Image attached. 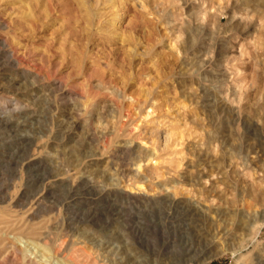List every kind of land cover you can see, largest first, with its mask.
Here are the masks:
<instances>
[{"label":"rangeland","instance_id":"1","mask_svg":"<svg viewBox=\"0 0 264 264\" xmlns=\"http://www.w3.org/2000/svg\"><path fill=\"white\" fill-rule=\"evenodd\" d=\"M4 40L20 63L0 59V224L35 206L40 155L98 186L68 208L65 190L44 196L33 232L9 235L21 264H39L40 245L51 247L67 231L73 250H90L98 264L103 251L89 239L110 230L113 209L121 218L113 230L118 257L133 255L116 264H257L264 255V0H0V51ZM17 102L33 113L26 125L25 114L13 111ZM134 158L143 160L140 169ZM122 168L134 179H124ZM104 187L151 199L176 195L198 203L208 221L181 233L158 207L117 196L112 209L99 200ZM34 230L36 237L48 230L50 239L38 243ZM6 253L0 244V258Z\"/></svg>","mask_w":264,"mask_h":264},{"label":"bare ground","instance_id":"2","mask_svg":"<svg viewBox=\"0 0 264 264\" xmlns=\"http://www.w3.org/2000/svg\"><path fill=\"white\" fill-rule=\"evenodd\" d=\"M3 25L4 24L2 22L1 26H3ZM4 41L2 43V50L0 51V59H3L6 64H18V63H20V61L15 56V52H10L9 45L7 44L6 40H4ZM13 107H14L13 111H19L22 114L23 113L25 114V116H26L25 117L26 120L24 122L25 125L33 117V113L29 109L28 104L26 105V104H23V102H17L14 104ZM8 123L10 124V126L11 125L14 126L15 124L17 126L21 125L20 124L21 122H15L13 120H10ZM77 154H79V153H77ZM55 158H57V156H55ZM207 159H208V157L206 158V161H207ZM45 160H44V156L41 157V155H40V157L36 158V164L38 165V168H40V169L43 168L44 174H43V172H42V174L44 176L37 178L36 182L39 183L42 187V189L40 191L41 195L38 198H36V202L34 203L35 206L31 208V212L29 214L27 213V215L24 217L22 215L21 219L19 216H17V217H19V220H16L17 219L16 218L15 221L11 222V220H10L11 223L8 221L9 223H5L4 225L2 223H1L2 225L0 224L1 225L0 231H2V234L0 235V244H3L4 249L7 251V253L4 255V257L2 259L0 258V260H3V261L5 260V261L9 262L10 264H21V257L19 256L20 255L19 249L15 245L14 241L10 240L9 235L13 234L15 239L16 238L18 239L23 235L25 230H30L33 232L34 228L30 227V225L32 224L31 221H33L37 217V215H38L37 212L43 207V201H44L45 195L51 194L54 190H57V191H58V189L65 190L67 193V200L63 204V206L68 208L70 205H72L73 203H75L77 201L76 196L79 194V192L81 193L82 191H91V190H95L98 188V186L94 184L93 180L87 176L88 174L87 175H85V173L81 174V172H77V171H75V169H71L70 166H67V165H60V164H56V163L54 165H47L46 163H44ZM146 160L148 162H151V161L155 160V158L151 155H148V156H146ZM32 161L33 160H31L28 163V166H30L31 163H34ZM142 161L143 160L141 158H134V162H135L134 164H138L139 169L141 168L140 163ZM129 165H130V163H129ZM28 166H27V168H28ZM204 173H205V170L203 171V173H197V175L193 179L190 178L189 181L196 182V180L202 179ZM120 175L126 180H127V178L128 179L131 178V180H132L135 177L131 168H122L120 170ZM129 181H130V179H129ZM134 185H136V184H134ZM141 189H142V187L140 186V188L138 190H141ZM98 196L100 198L99 200H102V201L105 200V202L108 204V206H110V207L112 206L111 207L112 209H113L114 198L117 196L124 197L126 200L127 199H129V200L134 199L136 201H139L141 203L146 204V206H148V208L150 206H155L154 208L158 207L159 209H161L164 212V220H165V223L168 226V228H171V229L178 231V232H181V233H183L184 231H189L191 228L197 227L200 223H201V225L205 224L208 221L207 212L198 203L193 202V201L179 199L176 197V195L173 196L171 194H166V195L164 194L160 197L151 199V198H148V196L147 197L146 196H133L129 193H125V192L118 190L117 187H109V188L104 187V188H101V190L98 192ZM111 203H112V205H109ZM15 206H17V205L15 204ZM35 210H36V216L33 217L34 215L32 213H34ZM113 211L114 212H113L112 216L110 218H108V221H107V225H108L107 228L110 230L105 232L104 234H102L100 236H96L92 239H89V242L92 244V246L95 247V249H98L97 250V252L99 251L98 254L103 251L102 253L99 254L100 256L98 255L101 260L99 259L100 262L98 260L97 261L100 264L125 263L124 259L126 260V258H128V256H129L128 260H131L130 257L133 256V255H126L122 259L118 257V256H120V254H121L120 250H122V249L119 250V247L115 243L119 237L116 235V233L113 230L116 229L115 226L118 225L117 221L120 220L121 218L119 217L120 214L117 213L116 210L113 209ZM220 214L221 213L219 212L218 215L220 216ZM29 223H31V224H29ZM68 224L70 226V223H68ZM73 224H74V222H73ZM195 224H197V225H195ZM208 224H209V222H208ZM211 224H212V222H211ZM32 226L36 227L34 224ZM45 226H43V227H45ZM135 229L136 228H133V232L135 233V235L139 236V234H140L139 229L138 230L137 229L135 230ZM47 231L39 233L38 237H36V231L34 230V233H32V236H34V237H31V239H33L35 241L37 240L38 243L45 241L47 239H50V237H49L50 234L47 233ZM4 235H5V237H3ZM218 235H220V234H218ZM222 236L227 237L228 246L230 248H234V242L233 241L235 240V237L232 236V234L231 235L229 234V230H226V228H224ZM69 237H70L69 231H67L66 234L59 236L55 240H52L51 241V247H47V246L44 247V245L41 244L40 246H42V248L39 249L41 252V255H40L41 259L38 261V263L39 264H60V263H54V261L52 260L53 257L57 256V257H62V260H64L67 264H92L93 263V259H92L93 253H90L91 252L90 250L85 251L86 249L84 248V249H81L79 251V252L82 251V254H83L82 257L76 255V254H79L78 251L73 250V248L76 247V244L73 242H70ZM78 246H79V244H78ZM124 252L125 251H123V253ZM22 256L24 258H26L27 250H24V252H22ZM78 257H80V259L82 258L83 261L78 260ZM96 258L94 260H96ZM254 260H256L257 264H264V255L263 256L262 255L256 256L254 258ZM26 264H36V263L28 261ZM93 264H95V263H93Z\"/></svg>","mask_w":264,"mask_h":264}]
</instances>
